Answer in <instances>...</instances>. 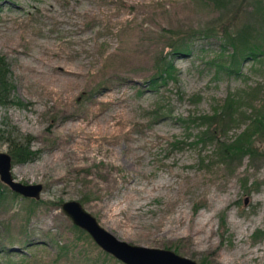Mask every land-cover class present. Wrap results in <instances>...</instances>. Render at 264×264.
<instances>
[{
    "label": "rangeland",
    "instance_id": "1",
    "mask_svg": "<svg viewBox=\"0 0 264 264\" xmlns=\"http://www.w3.org/2000/svg\"><path fill=\"white\" fill-rule=\"evenodd\" d=\"M176 36L187 50L152 89L154 58ZM0 55L13 84L0 150L23 137L35 154L12 176L42 186L0 208V264H48L62 244L57 264H124L75 238L67 199L130 243L197 264H264V139L226 163L191 118L231 99L227 142L264 112V0H0ZM232 58L234 71H216Z\"/></svg>",
    "mask_w": 264,
    "mask_h": 264
},
{
    "label": "trees",
    "instance_id": "2",
    "mask_svg": "<svg viewBox=\"0 0 264 264\" xmlns=\"http://www.w3.org/2000/svg\"><path fill=\"white\" fill-rule=\"evenodd\" d=\"M166 45L169 46V49L165 52H162V50L157 52V55L154 58V70H152L151 74H149V76L146 78L147 86L152 89L153 87L155 88L166 83L170 78L173 77V59L175 53H183L187 50L186 42L182 37L178 36H176V38H168ZM252 49L255 48L249 47L251 55L254 54ZM237 62V59L232 58V60L229 59L226 64H215V69L217 71L219 68H223L225 71L227 70L230 73L231 71H234L233 68ZM8 73L9 69L7 62L5 58L0 55V103L4 99H10V91L13 89V84L8 78ZM15 101L18 102V100ZM230 101L232 100L230 99L228 101L225 109L222 108L218 112H214L212 114H199L197 116L191 117L192 120L198 119L197 122H206V125L204 129L201 130V134L198 136V138L214 139L216 142H218V145L220 146V158L221 160H225L226 163L231 160H238L244 154L252 156L255 153L254 139H264V112H260L259 109L256 110L253 115L248 116L249 120L245 127L231 140L226 142L220 139L221 131H224L225 124L229 122L225 120L233 119L232 113L229 112V108L231 107V104H229ZM180 120L183 119L180 118ZM5 130L0 129V131ZM2 136L3 135L1 132V137ZM4 137L8 140L7 152L11 156V163L24 162L34 156L35 150L30 148L27 141H23V137L20 139L13 137L10 138L9 136ZM9 190L10 189L0 181V208L7 203L11 196H15V192ZM73 228L77 231L75 238H79L81 235L86 237L88 236L84 230L74 224ZM0 249H3V246H1ZM69 250L70 246H67V244L59 245L56 254L48 262V264H57V260H60L61 255L66 256ZM77 253L80 256L85 254L83 253L82 249L78 250ZM97 254L101 256V261L106 260L110 255L102 249L97 251ZM83 258L85 260V264H95V261L91 260L89 257ZM203 262L200 261V264Z\"/></svg>",
    "mask_w": 264,
    "mask_h": 264
},
{
    "label": "water",
    "instance_id": "3",
    "mask_svg": "<svg viewBox=\"0 0 264 264\" xmlns=\"http://www.w3.org/2000/svg\"><path fill=\"white\" fill-rule=\"evenodd\" d=\"M11 164L9 153L0 150V181L21 196L38 198L41 183L21 182L15 179L11 173ZM60 208L69 220L84 230L100 249L124 264H197L193 258L169 248L134 244L117 238L101 226L96 218L75 199L63 200Z\"/></svg>",
    "mask_w": 264,
    "mask_h": 264
}]
</instances>
